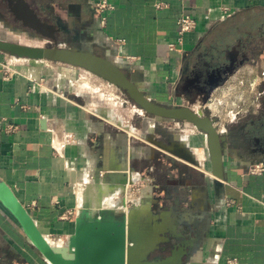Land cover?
<instances>
[{
	"label": "crops",
	"instance_id": "crops-1",
	"mask_svg": "<svg viewBox=\"0 0 264 264\" xmlns=\"http://www.w3.org/2000/svg\"><path fill=\"white\" fill-rule=\"evenodd\" d=\"M94 1L0 0V39L93 49L126 66L152 98L178 105L174 98L184 74L199 59L210 62L232 47L208 45L214 32L237 26L244 15L264 12V0H116L102 25ZM158 3L166 7L159 10ZM186 14L197 28L186 34L182 53L172 52L168 46L176 41L177 21ZM2 63L17 72L10 81L3 79ZM77 75L68 65L0 52V189L20 204L42 237L51 245L69 246L81 206L78 185L131 167L134 185L114 201L120 209L125 202L130 207L145 201L156 213L173 208L184 213L192 228L186 235L200 245L186 264H226L229 259L264 264V174L249 173L253 165L264 164V155L256 163L244 160L234 144L232 120L218 116L219 132L229 135L228 148L237 152L225 158L228 174L217 193L204 137L192 125L143 119L141 136L154 147L138 143L128 129H114L71 95ZM200 104L201 99L184 105L196 110ZM9 126L16 130L9 132ZM158 128L171 142L190 147L198 137L200 144L194 146L202 148L192 149L200 167L151 143L159 137ZM75 210L74 217L68 216ZM0 264H52L1 199Z\"/></svg>",
	"mask_w": 264,
	"mask_h": 264
},
{
	"label": "water",
	"instance_id": "water-1",
	"mask_svg": "<svg viewBox=\"0 0 264 264\" xmlns=\"http://www.w3.org/2000/svg\"><path fill=\"white\" fill-rule=\"evenodd\" d=\"M0 52L18 59L60 63L85 70L116 87L147 117L192 125L204 136L217 193L222 188L220 181H225L228 174L225 158L237 151L228 148L229 135L219 132L221 119L208 107L212 92L220 86L219 81L212 86L209 95L201 100L200 107L193 110L187 106L163 104L152 98L136 78L128 75L126 66L109 57L99 56L93 49H82L72 44L68 47H60L58 44L52 47H33L0 39ZM221 80L225 81L226 78ZM150 142L159 146L154 140ZM197 144L198 141L195 142ZM160 147L200 167L196 153L185 142ZM131 173V167L127 171H105V176L100 175L94 182L100 191L101 182L105 183L107 193L115 195L134 185ZM0 199L16 216L34 246L52 264H186L200 247L199 243L186 235V231H192V228L184 220V213L177 208L156 213L153 206L145 201L133 203L130 207H126L125 202V209L117 211L107 209L95 212L89 207L91 202L87 201L79 211L76 236L71 239L69 246H54L42 237L33 220L3 189H0ZM113 213L120 214V219L116 220Z\"/></svg>",
	"mask_w": 264,
	"mask_h": 264
},
{
	"label": "rangeland",
	"instance_id": "rangeland-1",
	"mask_svg": "<svg viewBox=\"0 0 264 264\" xmlns=\"http://www.w3.org/2000/svg\"><path fill=\"white\" fill-rule=\"evenodd\" d=\"M238 21L237 26H225L220 31L214 32L207 41L208 45L221 44L222 48H227L234 46L241 39L247 43L251 52L250 61L231 75L218 91L213 92L211 101L214 106L209 107L208 105L215 116L229 118L234 126L245 121L257 120L264 113V12L256 11L251 15H244ZM76 71L78 75L74 83L75 86L69 88L72 96L83 101L87 105V109L92 113L107 119L110 125H114V129L116 127L128 129L129 132H127L130 136L134 135V137H137L135 139L140 140H137L138 143L144 141V144L148 145V147H154L149 144L147 139L141 136V133H143V119H146L145 123L147 124L154 119L142 113L116 87L85 70L76 68ZM180 96L182 95L174 98V103L179 105L186 104L185 97ZM195 138L198 139V137L192 138V147L197 141ZM198 140V144H200V139ZM194 148L197 150L202 147L194 146ZM197 152L200 155L202 154V151L198 150ZM94 184L95 182L91 179L78 185L77 193L80 202H83L81 203L82 207L84 203L89 201L91 202L89 207H91L92 211L106 210L113 204L117 207L116 211L120 210L118 204L114 201V197L118 195L121 197L122 193L118 191L115 195H109L106 188L102 187L100 192V190H96L97 186H94ZM93 186L95 187V192L91 191V195L94 196L92 198L88 188ZM137 188L136 186L132 189L137 190ZM103 190L104 193L102 192ZM100 194H102V198ZM112 216L116 220L121 217L118 213H113Z\"/></svg>",
	"mask_w": 264,
	"mask_h": 264
},
{
	"label": "flooded vegetation",
	"instance_id": "flooded-vegetation-1",
	"mask_svg": "<svg viewBox=\"0 0 264 264\" xmlns=\"http://www.w3.org/2000/svg\"><path fill=\"white\" fill-rule=\"evenodd\" d=\"M251 52L247 43L238 40L235 46L224 50L223 53L213 57L210 62L199 59L195 66L187 71L177 86V94L185 97L187 103H195L206 98L212 86L219 81L223 85L237 70L250 61ZM226 78L225 81L221 79ZM170 105V104H169ZM186 107L185 105H171ZM159 137L154 141L158 148L170 147L173 142L158 128ZM237 148L242 152L244 160L256 163L264 155V113L257 120H249L236 125L231 132Z\"/></svg>",
	"mask_w": 264,
	"mask_h": 264
},
{
	"label": "built area",
	"instance_id": "built-area-1",
	"mask_svg": "<svg viewBox=\"0 0 264 264\" xmlns=\"http://www.w3.org/2000/svg\"><path fill=\"white\" fill-rule=\"evenodd\" d=\"M115 1L116 0H95L93 2L94 7V13L95 16L99 19L100 23L104 25V23L107 21V16L110 12L115 10ZM166 5L163 3H158L156 5V8L161 10L164 9ZM178 29H177V38L176 41L169 44V50L170 51H178L182 53L185 36L188 33H191L196 30L197 28V21L190 15H182L178 21H177ZM133 60V59H130ZM1 73L3 76V79L6 81H10L14 78L15 75H17V72L10 66L8 63H2L1 64ZM16 128L14 126H9L8 131L14 132ZM249 173L252 175H263L264 174V164L258 163L256 165H253L249 169ZM76 214L75 211H70L68 213V216L74 217ZM64 218H66L64 216ZM226 264H237V260L235 259H229L226 261Z\"/></svg>",
	"mask_w": 264,
	"mask_h": 264
},
{
	"label": "bare ground",
	"instance_id": "bare-ground-1",
	"mask_svg": "<svg viewBox=\"0 0 264 264\" xmlns=\"http://www.w3.org/2000/svg\"><path fill=\"white\" fill-rule=\"evenodd\" d=\"M85 98V97H84ZM91 101V100H90ZM209 105V107H213L214 106V104H213V102L212 101H210V103L208 104ZM89 107V106H88ZM214 109V108H213ZM214 111V110H213ZM107 114V113H106ZM104 116H106V115H104ZM107 117V116H106ZM134 175V174H133ZM93 180V179H92ZM92 183V182H91ZM94 186H96L95 184H94ZM87 187L88 189H89V193H90V195L92 194L91 193V191H93V193L95 192V187ZM83 189V188H82ZM87 189V190H88ZM96 190H98V187H96ZM86 191V190H85ZM98 192V191H97ZM101 192V191H100ZM103 193H104V190L102 191ZM83 193H85V192H83ZM102 193V194H103ZM105 193H106V191H105ZM96 194V193H95ZM98 194V193H97ZM107 194V193H106ZM81 195V194H80ZM89 196V195H88ZM92 196V198L94 197L93 195H91ZM90 196V197H91ZM103 196H104V194H103ZM106 196V195H105ZM100 198V197H99ZM102 198V197H101ZM109 198V197H108ZM87 199V198H86ZM98 199V198H97ZM100 201V200H99ZM81 203H83V202H81ZM102 203V202H101ZM97 204H99V203H97ZM100 205V204H99ZM98 207V206H97ZM80 208H82V205H81V207ZM91 208V207H90ZM101 208H102V206H101ZM103 208H104V205H103ZM106 209V208H105ZM107 209H109V210H116L117 209V207H116V205H111V206H109V208H107ZM106 209V210H107ZM81 210V209H80ZM104 210V209H103ZM98 211H100V210H98ZM95 212V211H94Z\"/></svg>",
	"mask_w": 264,
	"mask_h": 264
}]
</instances>
